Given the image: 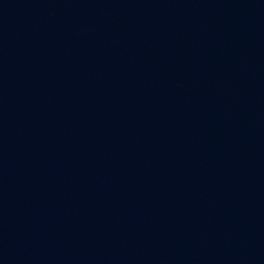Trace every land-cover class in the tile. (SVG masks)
I'll return each instance as SVG.
<instances>
[{
  "label": "water",
  "instance_id": "1",
  "mask_svg": "<svg viewBox=\"0 0 264 264\" xmlns=\"http://www.w3.org/2000/svg\"><path fill=\"white\" fill-rule=\"evenodd\" d=\"M264 171V0H109Z\"/></svg>",
  "mask_w": 264,
  "mask_h": 264
}]
</instances>
